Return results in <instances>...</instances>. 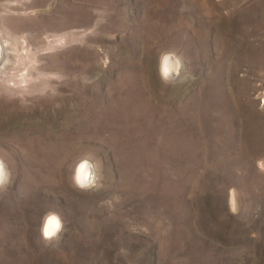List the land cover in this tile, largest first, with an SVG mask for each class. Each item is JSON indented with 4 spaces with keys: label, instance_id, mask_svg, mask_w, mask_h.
<instances>
[{
    "label": "rangeland",
    "instance_id": "374dc122",
    "mask_svg": "<svg viewBox=\"0 0 264 264\" xmlns=\"http://www.w3.org/2000/svg\"><path fill=\"white\" fill-rule=\"evenodd\" d=\"M0 43V264H264V0H0Z\"/></svg>",
    "mask_w": 264,
    "mask_h": 264
},
{
    "label": "bare ground",
    "instance_id": "6f19581e",
    "mask_svg": "<svg viewBox=\"0 0 264 264\" xmlns=\"http://www.w3.org/2000/svg\"><path fill=\"white\" fill-rule=\"evenodd\" d=\"M1 47H2V44L0 43V56L3 51ZM168 60H169L168 57L163 60V71L170 72V66H169ZM2 174H3L2 173V163L0 162V180L2 178ZM76 177L80 182H83V183H90L91 181H93L94 174H93L91 165L88 163V161L83 160L79 163L77 170H76ZM57 225H58L57 218L55 216L50 215L44 221L43 231L47 234H51L55 232L56 229H58Z\"/></svg>",
    "mask_w": 264,
    "mask_h": 264
}]
</instances>
